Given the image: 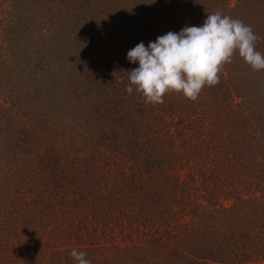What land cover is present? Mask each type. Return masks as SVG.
<instances>
[{"label":"trees","instance_id":"obj_1","mask_svg":"<svg viewBox=\"0 0 264 264\" xmlns=\"http://www.w3.org/2000/svg\"><path fill=\"white\" fill-rule=\"evenodd\" d=\"M34 1L44 7L52 0ZM93 2L104 3L110 19L96 21ZM124 5L79 0L72 41L45 48L44 75L33 80L29 71L12 69L4 78L13 92L0 109V235L20 224L48 230L41 242L29 240L19 254L7 253L4 264H76L73 248L86 252L91 264H264V194L254 195V187L253 197L246 193L253 158L264 157V121L252 112L256 107L239 102L252 97L248 86L238 74L232 79L222 71L220 83L205 87L195 102L173 93L153 107L135 91L129 95V71L138 63H130L127 53L154 42L163 27L157 34L140 28L152 26L151 0ZM99 26L116 41L104 45L111 60L95 58L110 74L90 84L77 65L83 50H96ZM126 27L139 42L123 37ZM32 53L24 50L22 60L28 63ZM31 60L41 68L44 56L34 52ZM51 82L60 97L51 95ZM84 98L78 109L76 100ZM19 110L28 112V120L12 125L9 114ZM64 121L69 133L57 143L53 131ZM66 144L71 157L60 148ZM23 183L35 192L34 201L11 196ZM42 191L53 196L32 205Z\"/></svg>","mask_w":264,"mask_h":264},{"label":"rangeland","instance_id":"obj_2","mask_svg":"<svg viewBox=\"0 0 264 264\" xmlns=\"http://www.w3.org/2000/svg\"><path fill=\"white\" fill-rule=\"evenodd\" d=\"M104 1V0H103ZM124 7L128 6L132 0H123ZM151 16L149 18L152 19V26L144 27L140 26L141 29L151 31L154 34H157L158 27H163L162 35L167 34L169 31L179 33L185 26L189 27H199L203 25L204 20L207 18V15L212 14L216 11H220L224 15L231 16L234 19H239L243 21L244 24L250 26L254 33L259 36L261 39L257 42L256 48L261 53H264V0H151ZM79 2V0H52L50 3H46L43 7V4H37L34 0H0V109L8 107L6 103L7 95L12 91L11 84H9L10 80L7 78L4 79L9 72V70H18L20 69L27 76L29 71V77L33 80L37 79L41 75H44L46 71L47 64L45 62L46 55H44V50L49 51L51 47H55L57 45H61V47H68L67 44L72 40L73 32V19L77 18V13L74 11L75 4ZM93 15L95 13L96 21L101 22L102 20L110 19L109 13L104 8V3L101 4L98 2H93ZM50 7V11L47 10ZM72 7V8H71ZM233 10V11H231ZM49 11V13H48ZM54 14V15H51ZM91 15V14H90ZM101 16H104L102 18ZM149 20V19H146ZM145 21V20H144ZM142 21V22H144ZM143 24V23H142ZM161 24V26H160ZM158 25V26H157ZM90 29V26L87 27ZM103 28L101 35L98 34V42L94 41L96 45V50H92L90 55H88L84 50L82 54L84 58L80 61L81 67L77 65V70L81 69V73H86V81L88 83L96 82L98 80L104 79L106 75L110 74L108 70H100L98 68V63H95V58H99L105 61L111 60V58L106 54L105 44L111 40H115V36H113L111 31H107L106 26H99L97 30ZM129 28V29H127ZM140 29V30H141ZM33 30V31H32ZM71 30V31H70ZM121 30L124 32V36L128 35L129 40H134L139 42V35L135 34L130 27H126V29ZM139 30V31H140ZM118 31V30H117ZM160 32V31H159ZM34 34L35 36L31 37ZM77 34V32L75 33ZM88 34V33H87ZM154 34H150L152 38H155ZM160 35V36H162ZM81 36H86V34L82 33ZM88 36V35H87ZM144 38V41L148 39ZM82 37H80L81 39ZM93 35H89V39H92ZM151 38V37H150ZM124 40V38H123ZM29 41L30 44H27ZM122 41H118L119 45ZM18 44V47H17ZM50 44V45H47ZM30 45V46H29ZM124 46V45H123ZM36 47H42L41 49H37ZM76 47V46H74ZM125 47V46H124ZM110 49V47H108ZM18 49V50H17ZM53 49V48H51ZM67 49V48H66ZM26 50L30 53L37 52L38 56L41 58L44 56V60L42 61L41 68L36 67L35 64L32 63L31 57L33 53L30 55V58H27L26 63L24 60L23 51ZM68 50V49H67ZM87 50V49H86ZM89 51V50H88ZM36 56V55H35ZM63 56V55H62ZM23 59V60H22ZM237 63V64H236ZM234 64V65H233ZM226 72H225V71ZM231 70V71H229ZM41 73V75H40ZM91 73V74H90ZM224 75L228 77L232 74V79L235 74L241 76V81L245 82L243 85L245 87L248 86L249 92L251 94V98H242L239 100L241 103H244L245 106L248 107L251 111L253 107H256L258 110L252 111L259 118V120L264 121V71L261 72H253L249 66H247L244 61L239 57L238 53L233 57V62L226 65L223 69ZM89 74L92 76L89 78ZM38 77V78H39ZM108 77V76H107ZM247 80V84H246ZM242 83V82H240ZM50 85L53 97H60L61 91L60 88L54 82H51ZM59 84V83H58ZM240 87V88H244ZM62 89V88H61ZM13 92V91H12ZM54 92V93H53ZM247 92V91H246ZM43 94V92H40ZM247 93H245L246 95ZM49 97V96H48ZM52 97V98H53ZM92 102L94 99L89 97ZM86 98L76 100L77 105L80 106L85 103ZM252 101V102H251ZM92 104V103H91ZM257 104V105H256ZM58 108V106H57ZM59 109V108H58ZM28 112L25 110H19L18 113L11 112L9 114L11 117H14L11 121V124L17 121L18 124L22 123L23 125L26 123ZM254 116V115H253ZM252 117V115H251ZM253 119V117H252ZM4 117L0 118V125H4ZM3 122V123H2ZM84 121L79 120L80 129L82 128V123ZM67 121L57 123L56 126H59L53 133H55V138H51V140L57 141V143H61V135L63 133H69L68 130H65V126ZM254 123L257 125V120L254 116ZM94 120L91 126L94 125ZM11 125V126H12ZM43 131V130H42ZM2 132V130H0ZM67 135V134H65ZM264 139V135H263ZM61 150L72 156V148L67 147L65 145H60ZM67 149V150H66ZM36 156V155H35ZM38 157H35L34 163L37 166ZM253 161L256 163L255 168L250 172L249 179L250 182L247 183L251 187L247 188V184L244 185L247 188V192L249 196H252V193L256 192L257 197H261L264 194V157L260 156L254 157ZM68 168V167H65ZM50 173V172H47ZM55 174V173H54ZM53 174V175H54ZM26 181V180H24ZM33 183V182H31ZM51 183V182H50ZM48 184V188L50 190L51 184ZM70 186V183H68ZM74 187L73 185L71 188ZM254 187V189H253ZM46 186L43 188L45 189ZM18 188H13V194L11 196L14 199L18 197H22V199L27 198L28 201H34L33 195L34 191H27L25 188V183L20 186V190H16ZM53 194L49 195V192L42 193L38 195L37 201H35L32 205L39 206L44 199L50 198ZM55 201V200H54ZM22 206L24 205L21 202ZM7 205V204H6ZM10 206V204H9ZM8 206V208H9ZM44 206L49 209L50 203L44 202ZM55 210V208H53ZM23 213V212H22ZM70 219H73L72 215L69 216ZM20 230H14L17 232H2L0 235V264H4L3 258L7 256L14 255L17 252H20L19 245H26L25 243L29 240H35L37 242H41L45 238V233L48 230L31 228L30 226L21 227L19 225ZM45 235V236H42ZM9 240L7 244L5 241ZM26 240V241H25ZM25 247V246H24ZM16 249H19L16 251ZM19 254V253H17ZM11 259V258H10Z\"/></svg>","mask_w":264,"mask_h":264},{"label":"clouds","instance_id":"obj_3","mask_svg":"<svg viewBox=\"0 0 264 264\" xmlns=\"http://www.w3.org/2000/svg\"><path fill=\"white\" fill-rule=\"evenodd\" d=\"M260 39L243 21L216 11L202 26L169 31L147 47L141 42L129 50L128 61L138 67L129 71L125 90L153 107L173 93L195 102L205 87L220 83V74L237 53L253 72L264 71V53L256 48ZM70 256L76 264H91L84 251L73 248Z\"/></svg>","mask_w":264,"mask_h":264}]
</instances>
